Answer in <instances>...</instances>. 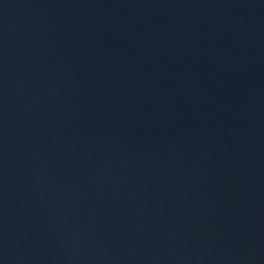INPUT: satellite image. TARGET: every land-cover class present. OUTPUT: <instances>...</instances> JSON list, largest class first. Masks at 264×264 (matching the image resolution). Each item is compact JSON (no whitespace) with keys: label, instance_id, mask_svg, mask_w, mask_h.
<instances>
[{"label":"water","instance_id":"water-1","mask_svg":"<svg viewBox=\"0 0 264 264\" xmlns=\"http://www.w3.org/2000/svg\"><path fill=\"white\" fill-rule=\"evenodd\" d=\"M0 264H264V0H0Z\"/></svg>","mask_w":264,"mask_h":264}]
</instances>
